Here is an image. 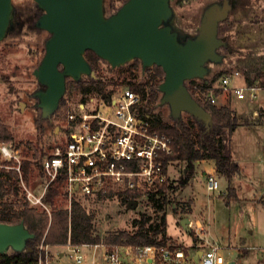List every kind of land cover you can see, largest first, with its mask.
<instances>
[{"label": "rangeland", "instance_id": "374dc122", "mask_svg": "<svg viewBox=\"0 0 264 264\" xmlns=\"http://www.w3.org/2000/svg\"><path fill=\"white\" fill-rule=\"evenodd\" d=\"M122 1L103 0L105 16L114 13L123 4ZM221 2L222 0H170L173 14L169 24L181 40L194 37L204 9L210 4ZM230 2L233 7L219 31L227 43L226 48L218 50L223 59L219 63L208 62L206 76L197 79L198 82L204 79L214 82V88L218 86V79L215 78L219 72L238 71L240 77L232 85L242 87L246 83L245 69L261 67L260 62L264 63V0ZM11 3L12 24L6 37L0 41V121L11 133L13 140L0 143V147L6 146L14 158L8 159L0 153V162L14 160L18 164L22 158L30 155L28 143L45 152L43 159L56 146L63 144L67 112L78 104L89 103L90 99H96L98 95L90 93L82 102L78 90L65 88L62 103L56 111L48 120L41 119L34 93L44 88L37 83L32 72L44 55V43L49 34L35 27L42 11L32 0H11ZM98 65L95 77L105 82H114L117 78H120V82L126 77L116 70H110L103 60ZM142 77L141 72L137 73V80ZM81 79L87 81V76H82ZM123 87L125 85H109L107 89L114 94ZM245 91L246 94L249 93L248 90ZM255 92L257 98L252 104L247 100L239 101L228 93L217 95L214 103L217 106L228 105L231 109L234 107L238 120L246 123L238 125L230 138L233 159L241 169V176L235 177L231 183L237 189L239 200L228 201L226 195L225 198H219L218 192H207L206 178L200 174L201 168L195 166L188 184L169 195L174 203H179L176 213L167 208L169 245L192 247L195 237L179 224L181 219L189 218L199 221L203 228H208V239L221 246L220 254L227 264H264V205L262 202H253L256 199L264 200V116L262 119L253 116V110L259 113L261 107L264 109V89ZM154 114L171 122L168 105L156 106ZM181 118L186 120L187 115L182 113ZM16 146L19 148L16 149ZM183 169L182 164H172L168 169L169 182L176 185ZM224 180H218L219 191L226 194L228 185ZM20 183L23 191L26 188L36 197L43 191L44 183L39 176L28 186L23 181ZM258 192L263 196L258 197ZM56 198L57 204L65 205L61 194ZM80 201L89 213L95 215L96 227L102 235L131 230L132 221L138 218L139 212H151L150 206L144 201H136V206L131 208L121 204L117 196L108 200L91 198ZM66 205L69 208L68 201ZM47 212L49 213V209ZM45 247L43 245L45 251L40 250V245L38 249L42 258L45 259L47 254L51 260L49 264H73L66 255L61 258L56 255L60 250L65 252L62 246ZM243 250H246V255ZM11 251L7 250L8 253ZM96 252L99 260L105 250L100 247Z\"/></svg>", "mask_w": 264, "mask_h": 264}, {"label": "trees", "instance_id": "16d2710c", "mask_svg": "<svg viewBox=\"0 0 264 264\" xmlns=\"http://www.w3.org/2000/svg\"><path fill=\"white\" fill-rule=\"evenodd\" d=\"M126 1L123 0L122 2L125 3ZM225 23L226 21L219 25V37H223L219 31ZM84 56L94 73L98 72V63L102 60L91 51H86ZM104 63L106 62L104 61ZM106 64L110 70H116L126 77L120 82H118L120 78L114 82H105L95 76H87V81L82 79L73 81L67 78L66 89L78 90L82 102L90 93L97 94L103 100H109L113 94L112 90L107 89L109 85H125L137 93L142 101L141 111L150 117L153 129L166 135L171 141L173 153L164 159V166L167 169L172 164H182L184 169L181 178L176 185L169 182L168 185L156 192L144 194L125 191L119 193L117 197L121 204L131 207L133 202L144 201L150 206L151 212H139L138 218L132 221L131 230L113 231L102 235L96 227L95 215L89 213L81 203L80 200L83 198L72 199L69 208L67 207L62 178L50 183L42 198V203L49 209V213L42 206L30 204L20 182L23 181L28 186L32 180L39 176L45 184L46 177L42 165L45 152L28 143L30 155L22 158L18 164L14 160L0 162V222L6 224L22 222L34 237L26 241L25 250L0 254V264H38L40 256L38 246L41 244L53 246H65L68 242L72 245L102 244L108 252L114 246L155 245L161 247L169 245L167 208L176 213L179 204L174 203L169 195L176 189L188 184L193 176L196 163L200 161H212L216 175L227 181V192L221 196L226 195L228 201L238 200L236 190L231 186V181L235 177L241 176V169L232 157L230 138L238 125L246 123L239 121L235 112L228 105L217 106L204 99L203 94L213 87L214 82L205 79L198 82L197 79H192L184 83L195 101L210 113L213 120L211 128L205 127L202 122L187 113H185L187 115L186 120L171 118V122H166L154 114V109L159 106L161 97L158 86L164 78L161 68L152 66L142 70L140 61L137 59L118 68H111L108 63ZM261 64L264 65L260 62ZM262 66L245 69L244 77L247 86L258 85V87L264 88V67ZM139 72L143 74L141 80H137V73ZM224 73L226 72H219L215 79L219 80ZM258 80L259 82H257ZM214 93L217 96L220 92L215 89ZM62 100L59 101V105ZM261 114H264L263 109L260 110ZM12 140L11 133L0 121V143H9ZM18 148L19 146H16V149ZM16 167L19 168L18 171ZM60 194L65 205L57 204L56 197ZM86 199L91 198H84V200ZM94 199L108 200L109 198ZM188 233L192 234L190 230ZM169 246L172 248L183 247L176 244ZM243 253L246 255V250Z\"/></svg>", "mask_w": 264, "mask_h": 264}, {"label": "water", "instance_id": "95a60500", "mask_svg": "<svg viewBox=\"0 0 264 264\" xmlns=\"http://www.w3.org/2000/svg\"><path fill=\"white\" fill-rule=\"evenodd\" d=\"M42 14L35 27L46 31L44 55L32 74L44 89L34 93L40 117L49 119L64 95L66 79L79 81L95 73L85 58L91 51L98 58L118 68L139 60L141 69L157 66L164 73L158 90V105H168L170 117L179 120L182 113L193 116L205 127L213 120L191 96L185 81L203 79L206 64L219 63V48L227 47L226 38L218 36L219 25L227 20L232 9L230 0L207 6L194 37L180 39L169 24L173 10L170 0H127L116 12L105 16L103 0H32ZM11 0H0V41L12 24ZM136 206L132 203L131 208ZM188 218L179 224L188 232ZM34 237L22 222H0V254L8 249L25 250L26 241ZM201 252L194 257L197 261Z\"/></svg>", "mask_w": 264, "mask_h": 264}, {"label": "built area", "instance_id": "2783aa9c", "mask_svg": "<svg viewBox=\"0 0 264 264\" xmlns=\"http://www.w3.org/2000/svg\"><path fill=\"white\" fill-rule=\"evenodd\" d=\"M238 77V71L224 73L218 86L203 94L204 99L214 104V90L217 89L252 104L257 98L255 91L262 88L258 85L233 86ZM141 105L140 96L123 87L107 101L98 97L69 110L65 118L64 143L56 146L42 161L46 182L41 195L36 197L24 188L30 204L47 210L42 198L49 184L58 178L63 179L69 205L74 198H111L125 191L147 194L168 185L169 167L164 166V159L173 153L171 141L153 129ZM253 116L257 117L258 112L254 111ZM0 153L8 159L14 158L6 146L0 147ZM205 178L207 192L220 193L216 174L206 172ZM188 229L195 237L191 248L125 245L114 246L108 252L102 244L72 245L68 242L62 246L65 252L60 250L56 255L60 258L66 255L73 264H227L220 254L221 246L208 239V228L189 219ZM100 247L105 253L98 260L96 251ZM40 250L45 251L43 244ZM198 251L201 255L195 261ZM50 262L47 254L45 259L40 254L38 264Z\"/></svg>", "mask_w": 264, "mask_h": 264}, {"label": "crops", "instance_id": "0c3cea01", "mask_svg": "<svg viewBox=\"0 0 264 264\" xmlns=\"http://www.w3.org/2000/svg\"><path fill=\"white\" fill-rule=\"evenodd\" d=\"M245 84H246V83H245ZM245 84H244V85L242 84V86H245ZM246 86H247V84H246ZM262 89H264V88H262ZM262 89H261V90H262ZM219 94H222V93H219ZM219 94H218V95H219ZM232 97H233V96H232ZM233 98H235V97H233ZM233 98H232V99H233ZM239 101H240V100H239ZM249 104H250V103H249ZM261 109H263V108L261 107V108L259 109L258 116H257V117L254 116L255 118H257V119H260V118L262 119V118H263L264 114H261V115H260V110H261ZM232 110H233V111L236 113V115H237L236 109H234V107H232ZM263 110H264V109H263ZM254 111H256V110H253V112H254ZM232 157H233V156H232ZM195 166H196L197 168H199V167L201 168V170H200V174H201L203 177H205L206 172L216 174V173H215V170H214V163H213L212 161H200V162H197ZM169 167H170V166H169ZM168 169H169V168H168ZM216 176H217V175H216ZM217 178H218V180H219V179H221V180L224 179V178L222 179V178H220V177H218V176H217ZM224 181H225L226 184L228 185L227 181H226V180H224ZM232 181H233V180H232ZM232 181H231V183H232ZM219 186H220V184H219ZM235 189H236V188H235ZM220 193H221V195L224 194V193L221 192V191H220ZM220 193H219V196H218L219 198L222 197V196L220 195ZM236 196H237V198H238V200H239V197H238V194H237V189H236ZM259 196H263V194H262L261 192H258V197H259ZM261 198H262V197H261ZM254 201H255V202H262L263 205H264V200H259V201H258V199H256V200H253V202H254Z\"/></svg>", "mask_w": 264, "mask_h": 264}]
</instances>
